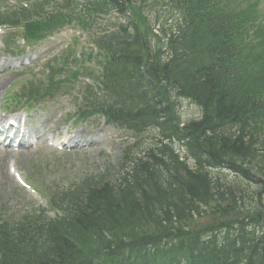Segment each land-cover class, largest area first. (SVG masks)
Wrapping results in <instances>:
<instances>
[{"label": "trees", "instance_id": "16d2710c", "mask_svg": "<svg viewBox=\"0 0 264 264\" xmlns=\"http://www.w3.org/2000/svg\"><path fill=\"white\" fill-rule=\"evenodd\" d=\"M102 2L123 19L96 40L105 61L93 82L103 93L100 98L86 86L88 99L81 100L88 103L81 110L105 113L136 133L156 126L160 139L145 155L123 158L115 180L99 176L93 183L90 177L74 193L63 192L70 202L63 216L1 219L0 264H204L208 255L226 264H264V19H257L253 4L237 7L235 0H167L179 10L180 22L162 28L164 57L151 47L152 30L140 11L130 12L123 0ZM99 4L91 0L86 12H104ZM61 11L46 17L57 26L69 17ZM20 17L32 39L51 29L47 18L35 20L23 8L0 22ZM68 57L47 66L54 89L64 83L57 75ZM78 75L67 73L70 84ZM67 87L74 89L62 85ZM173 91L198 103L201 116L180 127ZM173 140L193 167L180 159ZM211 166H225L254 184L253 194L237 182H221L205 170ZM58 197L50 203L57 205ZM208 212H214L212 223ZM201 217L206 224L198 225ZM218 227L225 230L221 243L215 234L204 238ZM205 247L210 249L204 254Z\"/></svg>", "mask_w": 264, "mask_h": 264}, {"label": "rangeland", "instance_id": "374dc122", "mask_svg": "<svg viewBox=\"0 0 264 264\" xmlns=\"http://www.w3.org/2000/svg\"><path fill=\"white\" fill-rule=\"evenodd\" d=\"M0 1L3 7H9V3H13V0ZM3 9L0 8V12ZM145 15L147 16L148 14L145 12ZM148 17L153 20L152 16L148 15ZM76 33V30L68 29L67 27L61 28L57 32L55 30V33L43 40L35 50H27L17 58H13L5 53L2 44H0V58L13 62V65L6 66L0 70V80H4L1 83L2 88L0 89V117H3V109L8 94L10 93V98L12 94L19 91L23 84L25 77H17V71L20 67L26 65V63H30L27 66H30L31 69L37 66L34 72L39 74L38 76H41V80L46 83V74L40 75V73L47 60L51 62L54 56H59L66 44L72 38H76ZM85 40H87V37L79 36V42L82 45ZM155 43L156 40L152 42V46ZM161 46L160 44V48ZM77 52H81V50ZM75 104L76 100L73 92L65 96L60 94V96L58 95L54 98L45 96L42 100H38L33 105L34 108L29 116V119L32 120L24 124L23 127H25V132H28L26 134L35 136L44 132V135L37 140L29 151L17 153L18 149L9 146L7 147L9 149L8 154H2V148H0L1 218L20 219L23 216H29L36 210H48L45 200H37L38 195L31 189H22V185L16 182L12 176L6 178L7 180L5 179L7 177L6 167H8L10 160H16L14 166L18 168L22 177H28L34 185L43 190L44 193L48 192V194L57 190H68L71 185H74L78 181L80 182L82 177L97 175L105 171L107 167H113L112 170H117V163H119L123 150L133 142L132 137L134 135L125 129L103 123L102 119L98 116L91 117L81 125L73 123L71 120H68V114L74 110L73 106ZM174 104L173 115H179L182 122L200 116V108L197 104L187 99L175 98ZM70 126L73 127V130H79L85 139L93 138L96 145L92 148L78 146L69 151H58L46 145L44 141L46 136L48 134H57V132L51 133L53 128L57 127L63 130ZM138 137L140 139L136 145V151L143 154L146 149L155 145L158 140V133L150 129L143 135H138ZM172 144L183 155L180 147L181 144L176 141L172 142ZM189 164L192 165V162L189 161ZM105 173L107 174V172ZM212 173L226 178L228 182H237L244 188H247L250 194H253L254 184L248 182L246 184L245 181H240V176L235 175V173L224 168L213 169ZM45 215L52 217L53 213L47 211ZM206 216L208 217L209 214H206ZM197 220L198 225L204 224V218L201 217Z\"/></svg>", "mask_w": 264, "mask_h": 264}, {"label": "bare ground", "instance_id": "6f19581e", "mask_svg": "<svg viewBox=\"0 0 264 264\" xmlns=\"http://www.w3.org/2000/svg\"><path fill=\"white\" fill-rule=\"evenodd\" d=\"M5 65H7L6 62H1L0 63V68L4 67ZM3 82H4V80H0V88H2L1 87V83H3ZM7 138L10 139L9 137H7ZM81 141L85 142V144L91 146V144L89 142H87L85 139H83L82 133H80L79 131L76 130V131H73V135H71L69 137L68 144L77 145ZM19 145H21L22 148H25V151H28L29 150L28 148L30 146V141L28 139H26V138L20 139ZM8 177H10L9 174H7V177H5V179L8 178ZM3 178H4V176H3Z\"/></svg>", "mask_w": 264, "mask_h": 264}]
</instances>
